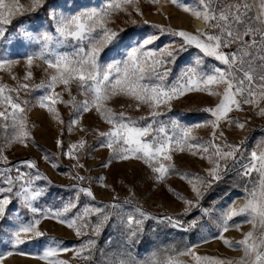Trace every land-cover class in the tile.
<instances>
[{
	"label": "rangeland",
	"instance_id": "rangeland-1",
	"mask_svg": "<svg viewBox=\"0 0 264 264\" xmlns=\"http://www.w3.org/2000/svg\"><path fill=\"white\" fill-rule=\"evenodd\" d=\"M13 2L14 0H5L6 4ZM256 2L258 3V0ZM19 3L24 5V9L9 17L10 23L0 22V30L4 32L0 37V59L16 61L0 69V84L17 87L23 82L30 85L29 89L20 93V99L29 102L26 108L29 135L25 143H8L13 130L11 128L5 130L0 126V150H2L0 155L6 156L8 161L5 164L0 159V180L4 177V169L13 168L21 161H31L35 164V168L23 165L20 171L26 174V178L32 180V187L43 190L44 194L33 201V205L43 213L63 212L65 206L71 202L77 206L64 213L63 218L67 220L83 215L86 208L100 207L104 212L110 211L114 214L99 237L94 236L91 230L78 236L74 228L60 223L55 218H42L39 214H33L22 198L7 194L11 203L6 209L5 217L0 219V264H49L48 260L41 259L40 256L52 241H59L61 247L69 249L58 256V259L68 264H119L121 260L131 261V264H153V262H166L169 259H174L177 264H196L191 256L180 255L190 248L202 257L219 260L223 264H238L244 257L243 249L228 247L215 237L220 233L219 223L222 214L233 202L237 207L243 205L254 188L257 198L260 196L259 174L253 172L249 178L241 176L240 173L241 164L248 162L250 153L264 149V115L260 114L264 109V99L257 94L252 103H242L239 110L233 107L228 118L220 121V126L215 131L217 136L222 131L224 137L216 142L241 144V151L238 154L241 157L240 162L232 168L224 180L204 196L197 207H193L185 215L184 209L187 206L179 197L195 201L188 179L196 175L205 176V169L211 165L207 158L201 159L200 155H192L195 150L189 149L187 143L176 142L181 140L184 130L191 129V136L196 139L190 142L209 145L213 133L211 122L215 117L204 110L216 107L222 99L224 85L210 86V90L219 93L218 95H212L209 91H190L172 99L167 105H161L158 109L161 115L156 118L158 123L153 124V128L157 129L155 135L158 138H164L165 134L174 137L175 147L171 153L172 160L166 162L174 165V170L162 181H157L156 174L142 159H115L112 149L101 146L104 138L100 137L98 132L108 131L110 125L94 109L78 114L73 111L71 104L57 103L55 108L64 122L61 124L53 114L40 106V98L46 95L48 90L37 89L35 85L46 81L52 73L53 70L48 69L46 64L42 61H34L31 69L32 79L23 80L28 70L26 58L41 52L43 46L41 38L44 34L53 37L49 43V52L45 53L46 57L54 58L56 53L70 54L73 51L71 42L59 46L56 44L58 33L56 23L50 14L51 9L54 8L56 13L70 17L90 9L102 11L112 5L121 4V0H45L44 5L35 11L27 10L31 0H19ZM137 4L143 15H139L131 5H122L121 8L112 10L106 27L115 31L126 29V32H121L120 38L101 52V64L120 63L122 66L128 59L130 51V48L126 47L130 42L129 37H132L131 44L135 45L141 34L147 35L157 31L152 27L153 25L196 34L193 28L194 20L204 22L202 18H196L192 11L184 10L197 9L199 0H177L176 4L171 0H159L158 3H153L152 0H137ZM131 20H136L137 25H133ZM145 20L147 24L143 23ZM25 32L30 33L33 38L25 39ZM181 43L182 38L164 34L149 47L170 46L169 50H173L179 48ZM234 50L235 45L223 49L225 52ZM198 58L203 60L201 65L196 64ZM168 67L172 69L167 79L169 86L175 84L177 78L191 67L204 72H211L217 67L222 70L227 68L215 58L204 56L195 46L187 47L180 53L175 64H170ZM70 90L71 96L75 97L77 103L86 98L90 99L82 95L75 84ZM55 91L62 93L64 101L71 98L63 85H58ZM12 95L16 94L12 93ZM107 107L117 113L124 111L127 116L137 120L141 125L145 121L140 118L148 116L150 112L148 105L142 104L137 109L136 101L122 95L109 100ZM74 119L78 121L77 124L70 125V121ZM237 122L243 123L244 128H239ZM160 127L165 128V133H159ZM81 139L86 141L85 147L73 153L78 159L70 158L66 154L70 145L77 144ZM148 139L151 140V137ZM58 140L62 142V146L57 145ZM104 142L106 144V140ZM181 146L184 148L183 151L179 150ZM105 164L108 166L104 167ZM37 175L40 179L35 178ZM75 175L86 179L77 181L74 179ZM10 176L15 178L14 168ZM73 185L75 187H70ZM81 187L90 188L94 193V199L81 193L79 191ZM18 190H20L19 183L16 184L14 192ZM3 195L6 193H0V196ZM114 202L121 204L122 207L103 208L104 205ZM141 211L149 217L144 219L143 223L145 235L139 244L132 246L126 243L129 231L126 221L130 215L134 220L141 219L139 215ZM165 216L176 217L183 221L184 229H177L167 222L161 223L155 219ZM34 219H39V230L46 235L39 241L14 247L10 237L15 228L20 222L27 223ZM98 219V214H88L90 224L97 223ZM194 220L197 221L196 226L189 228L188 225ZM229 223L231 226L223 235L232 242L244 239L245 234L249 232L259 236L262 231L258 219L252 221L247 215L233 217ZM89 239L97 241L91 258L85 260L76 256L75 250Z\"/></svg>",
	"mask_w": 264,
	"mask_h": 264
},
{
	"label": "snow or ice",
	"instance_id": "snow-or-ice-1",
	"mask_svg": "<svg viewBox=\"0 0 264 264\" xmlns=\"http://www.w3.org/2000/svg\"><path fill=\"white\" fill-rule=\"evenodd\" d=\"M152 2L158 3L159 0H152ZM171 2L176 4L177 0H171ZM44 3L45 0H31L27 10L35 11ZM122 5H131L139 15H143L139 11L137 0H121V4L112 5L102 11L90 9L70 17L56 13L54 8L51 9L50 14L56 23L58 33L56 44L59 46L71 42L73 51L70 54L56 53L54 58L46 57L45 53L49 52V43L53 37L44 34L41 38L43 45L41 52L26 58L28 70L23 80L30 81L32 79L31 69L34 61L38 60L46 64L48 69L53 71L46 81H41L35 85L37 89L45 88L48 90L47 94L40 98V106L46 108L61 124L64 122L60 119L59 112L55 108L57 103L71 104L73 111L78 114L94 109L110 125L108 131L98 132V135L104 138L101 141V146L112 149L115 159H142L156 174L155 179L157 181H162L174 170V165L166 162L172 160L171 153L175 147L173 144L174 137L165 134L164 138H158L155 135L157 129L153 128V124L158 123L156 118L161 115L158 109L161 105H167L172 99L179 98L190 91H209L212 95H218L219 93L210 90V86L224 85L220 102L215 108L204 110L215 117L211 122L213 133L209 145L204 146L199 142H190L196 139L191 136V129L184 130L181 140L176 142L177 144L187 143L189 149L195 150L192 155H200L201 159L207 158L211 165L205 169V176L196 175L194 178L188 179L195 195V201L186 197H179L187 206L184 209V214L187 215L240 162L241 157L238 154L241 151V144L232 145L216 142L224 137L222 131L219 136L215 131L219 128L220 121L228 118L233 107L239 110L242 103H252L257 94L264 99V0H258V3L256 0H199L197 9L185 8L184 10L192 11L196 18H202L212 29L211 32L198 31L196 34H192L153 25L152 27L156 28L157 31L147 35L141 34L135 45L131 44L132 37H129L130 42L126 47L130 48V51L128 52V59L123 62L122 66L120 63L103 65L100 63L101 52L108 45L117 41L121 32H126V29L115 31L106 27L112 10L119 9ZM21 9H24V5L20 4L19 0H14L11 4H6L5 0H0V22L3 24L10 23L9 17L20 12ZM131 23L137 25L136 20H131ZM143 23L147 24L148 22L145 20ZM164 34L182 38L179 48L169 50L170 46L149 47L160 40ZM3 35V30H0V37ZM24 38L32 39L33 37L30 33L25 32ZM233 45H235L234 51H223V49L232 48ZM189 46H195L204 56L215 58L227 68L222 70L217 67L211 72H204L203 70L198 71L196 67H191L177 78L175 84L169 86L167 79L172 69L168 65H174L180 53ZM12 63H16V61L0 59V69L6 65L10 66ZM202 63V58H198L196 64L201 65ZM73 84L79 88L82 95L90 97V99L86 98L77 103L75 97L71 96L70 89ZM58 85H63L64 90L69 92L71 98L68 101L63 100L62 93L55 91ZM29 87L28 83L23 82L17 87L0 84V126L5 130L9 128L13 130L8 143H25L28 138L26 108L29 102L21 100L20 93ZM12 93L16 95L13 96ZM120 95L136 101L137 109L142 104L148 105L150 108L148 116L140 118V120L145 121L143 125L127 116L124 111L117 113L112 108L107 107L109 100ZM260 114L264 115V109L261 110ZM77 122L74 119L70 121V125L77 124ZM237 126L243 129L245 125L237 122ZM158 131L165 133V128L160 127ZM149 137L151 140L148 139ZM57 145L62 146V142L58 140ZM85 145L86 141L81 139L77 144L70 145L66 154L70 158L78 159V156L73 153L83 149ZM179 150L183 151V146L179 147ZM0 159L5 164L8 163L6 156L0 155ZM23 165L35 168V164L31 161H21L20 164L13 166L16 171L15 178L10 176L13 168L3 170L5 174L0 180V193H6V195L0 196V219L5 217L6 209L11 203L10 196L7 194H13L17 198H22L33 214H39L42 218H55L60 223H65L68 227L74 228L78 236L85 234L88 230H91L96 237L102 234L104 227L114 214L113 212H104L100 207L86 208L83 215L76 219L67 220L63 218L64 213L77 206L70 202L65 206L63 212L43 213L41 209L33 205V201L44 194L43 190L39 187H32V180L26 178V174L20 171V167ZM107 166L108 164L104 165V167ZM253 172L258 173L260 177L259 198H257L256 188H254L246 197L243 205L237 207L233 202L222 214L219 223L220 233L215 237L222 240L228 247L243 249L244 257L238 264H264V149H260L259 152L252 151L248 162L241 164V176L250 178ZM35 178L40 179L39 175ZM74 179L84 181L86 178L75 175ZM18 183L20 190L14 192ZM79 191L94 199V193L90 188L81 187ZM113 200L115 201L116 198L114 197ZM127 202L125 201V203ZM121 207V204L115 202L103 206L105 209ZM206 212L207 210H205ZM89 213L99 215L97 223L90 224L88 222ZM139 215L141 219L134 220L130 215L126 221V226L129 229L126 243L132 246L142 241L145 235L144 219L149 218L142 211L139 212ZM240 215H247L251 217L252 221L258 219L262 229L261 234L255 236L254 232H249L245 234L244 239L236 242L226 239L223 233L229 230L231 226L229 222L232 221L233 217ZM155 219L161 223L167 222L177 229H184L183 221L176 217L165 216ZM39 222V219L27 223L20 222L11 234V244L14 247H19L26 243L39 241L46 235L39 230ZM196 224L197 221L194 220L188 227H195ZM96 243L95 239H89L75 250V255L85 260L91 258ZM60 244L59 241H52L40 258L48 260L49 264H68V262L58 259L61 252L69 251L67 247H61ZM180 255L191 256L196 264H223L222 261L196 254L192 248L180 253ZM119 264H131V261L121 260ZM153 264H177V261L169 259L166 262H153Z\"/></svg>",
	"mask_w": 264,
	"mask_h": 264
},
{
	"label": "bare ground",
	"instance_id": "bare-ground-1",
	"mask_svg": "<svg viewBox=\"0 0 264 264\" xmlns=\"http://www.w3.org/2000/svg\"><path fill=\"white\" fill-rule=\"evenodd\" d=\"M193 28L196 31V33L198 31H202V32H211L212 31V29H210L207 24H205L204 22H202L200 20H194Z\"/></svg>",
	"mask_w": 264,
	"mask_h": 264
}]
</instances>
